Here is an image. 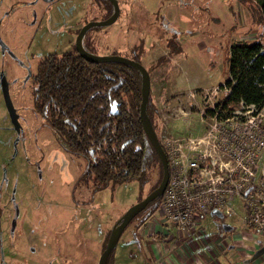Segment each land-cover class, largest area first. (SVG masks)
Returning <instances> with one entry per match:
<instances>
[{
  "label": "rangeland",
  "instance_id": "374dc122",
  "mask_svg": "<svg viewBox=\"0 0 264 264\" xmlns=\"http://www.w3.org/2000/svg\"><path fill=\"white\" fill-rule=\"evenodd\" d=\"M117 3L119 12L112 22L85 31L86 48L96 54L138 58L149 73V96L160 140L167 134L172 138L188 135L184 131L189 116H199H188L189 111L202 105L223 106L225 88L221 84L227 78L229 45L251 41L258 24L251 19L245 0ZM112 8L109 0H0V264H69L67 246L74 264H97L105 233L161 178L154 164L142 188L137 179L100 188L86 183L85 159L69 151L52 128L47 127L51 137L37 129L47 122L33 107L36 84L32 77L16 73L21 61L35 66L48 52L59 55L74 50L77 32L90 21L108 18ZM63 36L64 43L58 44ZM2 81L18 128L5 106ZM245 105L227 104L234 109L231 124L237 126L256 112V123L264 122V104L253 106L250 116L244 114ZM9 199L16 201L20 214L12 238L7 236L12 213V207L6 205ZM228 204L230 214L218 218L208 209L190 228L177 231L166 223L160 208L153 210L154 203H148L121 231L110 264H237L240 257L246 259L245 264H264V253L249 260L237 246L250 245L257 235L264 239V234L244 225L241 201L229 200ZM26 216L32 219L24 227L28 244L26 237H20V221ZM222 223L233 228L224 231ZM159 225L163 228L160 233L166 232L163 236L156 232ZM174 236L177 240L170 246ZM54 237L62 253L40 260L35 243L44 238L52 246ZM152 246L167 249L160 252L165 255L156 260ZM168 251L175 253V260Z\"/></svg>",
  "mask_w": 264,
  "mask_h": 264
},
{
  "label": "trees",
  "instance_id": "16d2710c",
  "mask_svg": "<svg viewBox=\"0 0 264 264\" xmlns=\"http://www.w3.org/2000/svg\"><path fill=\"white\" fill-rule=\"evenodd\" d=\"M245 4L259 29L251 41L237 40L229 45L227 78L221 84L225 88L223 105L243 102L260 107L264 104V0H245ZM140 78L138 69L130 64L90 62L75 50L60 55L49 53L38 63L34 78L38 83L36 110L45 114L68 149L86 160L84 180L96 188L133 179L142 188L147 182V171L154 164L162 177L158 154L139 117ZM153 109L149 96L146 114L157 133ZM260 125L264 128L262 120ZM161 196L149 202L154 203L153 210L158 208ZM161 229L159 225L156 232L160 233ZM164 232L158 235L163 236ZM109 233L105 235L103 247ZM112 250L106 264H110Z\"/></svg>",
  "mask_w": 264,
  "mask_h": 264
},
{
  "label": "built area",
  "instance_id": "2783aa9c",
  "mask_svg": "<svg viewBox=\"0 0 264 264\" xmlns=\"http://www.w3.org/2000/svg\"><path fill=\"white\" fill-rule=\"evenodd\" d=\"M242 108L251 115L253 105ZM253 115L237 126L231 124L232 118L213 120L218 135L207 146L196 134L164 138L169 174L158 208L175 230L190 228L197 216L212 207L230 214L229 200H239L244 225L264 234V128L256 123L259 113ZM263 241L257 235L250 245L239 246L249 255ZM166 250L153 247L156 260ZM168 253L175 260V253Z\"/></svg>",
  "mask_w": 264,
  "mask_h": 264
},
{
  "label": "water",
  "instance_id": "95a60500",
  "mask_svg": "<svg viewBox=\"0 0 264 264\" xmlns=\"http://www.w3.org/2000/svg\"><path fill=\"white\" fill-rule=\"evenodd\" d=\"M110 1L112 2L113 7H114L113 13L108 18H106L104 20L90 21V22L86 23L81 28V30L78 32V34L76 35V49L78 50V52L83 57H85L89 61H93V62H108V61L124 62V63L130 64V65H132L138 69V71L140 73V77H141L140 78V80H141V101H140L139 117H140V121L142 124V128H143L144 132L146 133L148 139L150 140L151 144L153 145L154 149L156 150L158 157L160 159L161 166H162V177H161L159 184L154 189L149 191L142 199H140L139 201H137L136 203H134L130 207H128L127 210L125 211V213L122 215V217L117 222V224L115 226H113V228L109 234L108 240L106 242V245L98 257L97 264H105L106 263L107 255L109 254L110 250L112 249V247L116 243L121 231L127 225V223L131 220V218L134 217L141 209H143L145 207V205L148 202H150L153 198L158 197L163 193L165 185L167 183L168 174H169L165 152H164V150H163V148H162V146H161V144H160V142L156 136V133L153 129L151 121L146 114V103L148 101L149 92H150V80H149V73H148L147 69L138 60H134L132 58H127V57H123V56H119V55H115V54H108V55H97V54H91V53L89 54V53L84 52L82 50V48L80 47V44H79L80 39L82 38V35L86 31L87 28H89L92 25H103V24L110 23L117 17V15H118V3L116 0H110ZM1 89H2V94H3L5 106L7 108L8 114L10 116L11 122L15 128H18L16 112H15L13 104L10 100L7 85L4 81L1 82ZM114 107L115 106L113 104L112 109H114ZM248 189L249 188H247L244 191V194L247 193ZM210 214L214 215L218 218H222L224 216V214L216 207H212L210 209ZM222 229L224 231H228V230L232 229V226L229 224H226V223H222ZM263 253H264V243L261 246L257 247L252 252V254L250 255V257L248 259L249 260L255 259V258L259 257L260 255H262Z\"/></svg>",
  "mask_w": 264,
  "mask_h": 264
},
{
  "label": "flooded vegetation",
  "instance_id": "af4514ba",
  "mask_svg": "<svg viewBox=\"0 0 264 264\" xmlns=\"http://www.w3.org/2000/svg\"><path fill=\"white\" fill-rule=\"evenodd\" d=\"M117 1V0H116ZM111 2V1H110ZM112 3V2H111ZM113 5V4H112ZM113 10H112V12L110 13V14H112L113 13V11H114V7L112 8ZM118 12H119V6H118ZM109 14V15H110ZM100 21V20H99ZM93 26V25H92ZM91 27V26H90ZM88 29V28H87ZM86 29V30H87ZM81 30V29H80ZM79 30V31H80ZM78 31V32H79ZM78 32H77V34H78ZM85 34V32L83 33V35ZM83 35H82V38L80 39V47L82 48V50L84 51V52H86V53H91V54H96V53H94V52H92L91 50H89V49H87L86 48V46H88V43L86 42V40H85V38L83 37ZM64 39H65V36H63L59 41H58V44H62V43H64ZM75 45H76V38H75ZM78 54H80L79 52H78V50L76 49V47H75V49H74ZM71 51H73V50H71ZM66 52V51H65ZM49 53H54V54H56V52L55 51H52V52H48L47 54H49ZM64 53V52H63ZM47 54L45 55V56H43L42 58H40L39 59V61L37 62V64H35V66H32L31 65V63L30 62H27V63H25V62H23V61H21L20 63H18V71L16 70V73L17 74H24V76L26 77V78H28V77H32V79H33V82L36 84V88L34 89V94H35V96H34V100H33V107H34V109H35V111L37 112V114H39V115H41V116H43L44 118H45V120H46V126H43L42 124L41 125H38L37 126V129L41 132V133H43L45 136H47V137H51L52 135L49 133V131H48V129H47V127L48 128H52L51 126H50V123H49V121L46 119V117H45V114H43V113H40V112H38L37 110H36V107H35V99H36V89H37V87H38V83H36L35 82V80H34V78H35V74H36V71H37V67H38V63L43 59V58H45L46 56H47ZM57 55V54H56ZM60 55V54H59ZM81 55V54H80ZM97 55H108V54H97ZM82 56V55H81ZM85 58V57H84ZM85 60H87L86 58H85ZM87 61H89V60H87ZM90 62H93V61H90ZM108 62H110V61H108ZM115 106V105H114ZM169 109H171V111H172V108H170L169 107ZM234 111V109L232 108V106H225V105H223V106H218V105H202L201 107H198V110L197 111H189L188 112V116L190 115V114H194V113H196V114H199V116L198 117H195V118H192V117H190L189 116V120H188V123H187V125L185 126V133H187V134H192V135H194V134H196L197 136H199L200 137V139H202L203 140V145L204 146H207V143L208 142H210L214 137H216L217 135H218V129H214V127H213V120H215V121H217V120H220L221 122H224L225 120H228V119H231L232 118V112ZM170 112V111H169ZM223 118H224V120H223ZM223 120V121H222ZM48 124V125H47ZM154 129V128H153ZM158 129V128H157ZM53 130V129H52ZM54 131V130H53ZM155 131V130H154ZM55 132V131H54ZM55 133H57V132H55ZM156 133V132H155ZM58 134V133H57ZM59 135V134H58ZM171 134H167L165 137H167V136H170ZM60 136V135H59ZM156 136H157V138H158V140H159V142H160V144H161V146H162V148H163V150H164V152H165V155H166V148H165V143L163 142V140H160V136H159V134H158V132L156 133ZM61 137V136H60ZM65 141V140H64ZM66 143V142H65ZM66 146H67V144H66ZM67 149H68V147H67ZM69 150V149H68ZM70 151V150H69ZM72 152V151H71ZM74 153V152H73ZM76 154V153H75ZM78 155V154H77ZM80 156V155H79ZM166 159H167V164H168V158H167V155H166ZM160 160V159H159ZM85 162H86V160H85ZM161 163V162H160ZM162 167V166H161ZM85 170H86V168H85ZM85 172V171H84ZM83 180H84V176H83ZM85 181V180H84ZM86 183H88V181L86 182ZM90 184H91V182H90ZM92 185V184H91ZM93 186V185H92ZM94 187V186H93ZM96 188V187H95ZM10 198V197H9ZM142 199V198H141ZM139 201V200H138ZM149 203V202H148ZM6 205L8 206V207H12V213H11V216H10V220H9V225H8V231H7V236L8 237H10V238H12L13 236H14V222L20 217V214H19V212H18V210H17V207H16V201L15 200H10L9 199V201L6 203ZM146 206V205H145ZM132 219V218H131ZM31 218L30 217H28V216H26V217H23V218H21V224H20V226H21V235H20V237H26V241H27V244H28V238H27V234H26V231H25V229H24V227H25V224H29L30 222H31ZM40 220V219H39ZM37 221V224H38V226L40 225V222H41V220L40 221ZM130 222V221H129ZM128 222V223H129ZM127 223V224H128ZM0 225H1V222H0ZM42 225V224H41ZM44 227H51V228H54V226H47V225H43ZM115 226V225H114ZM113 228V227H112ZM111 230L112 229H109L106 233H105V235L108 233V232H111ZM110 234V233H109ZM136 234H138V235H140V232L138 231V233H136ZM41 235V234H40ZM105 235H104V239H105ZM109 237V236H108ZM53 244H52V246H49L48 245V243L46 242V239H42L41 240V243H39V242H36L35 243V252H38L39 253V256H40V260H46V259H44V258H46V257H50V259H52V257H54V258H57L58 256V254L59 253H62V247H59V245L58 246H56V244H57V239L54 237L53 239ZM107 240H108V238H107ZM118 240V239H117ZM1 242V241H0ZM69 242V241H68ZM107 242V241H106ZM117 242V241H116ZM103 245H104V241H103ZM103 245H102V247H103ZM105 245H106V243H105ZM115 245V244H114ZM105 247V246H104ZM104 247L102 248V250L104 249ZM114 247V246H113ZM112 247V248H113ZM10 249V248H9ZM64 249V248H63ZM1 250H2V246L0 245V258H1ZM112 250V249H111ZM110 250V251H111ZM102 252V251H101ZM110 253V252H109ZM65 254V253H64ZM101 254V253H100ZM66 257H67V261H69L70 263L69 264H74V259H73V254H72V251H71V249H70V247L69 246H67V251H66ZM109 255V254H108ZM108 255H107V257H108ZM110 258V257H109ZM106 260H107V258H106ZM98 261V260H97ZM50 264H52V263H50ZM106 264V263H105Z\"/></svg>",
  "mask_w": 264,
  "mask_h": 264
},
{
  "label": "crops",
  "instance_id": "0c3cea01",
  "mask_svg": "<svg viewBox=\"0 0 264 264\" xmlns=\"http://www.w3.org/2000/svg\"><path fill=\"white\" fill-rule=\"evenodd\" d=\"M177 240V239H176ZM175 239H174V242L176 241ZM169 245L170 246H173V241L171 240L170 242H169ZM238 247H240L241 248V250H242V247L241 246H239V245H237ZM244 250H242V252H243ZM245 253H243V255H244ZM246 255V254H245ZM250 256V255H249ZM240 258H242V257H240ZM239 258V262H242V263H246L247 261H246V259L245 260H242V259H240ZM240 260H242V261H240ZM239 262H237V264L239 263Z\"/></svg>",
  "mask_w": 264,
  "mask_h": 264
}]
</instances>
